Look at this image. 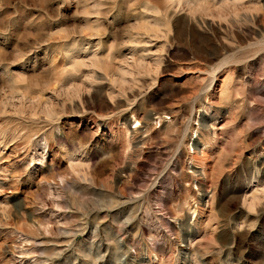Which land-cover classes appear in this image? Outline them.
<instances>
[{
	"label": "rangeland",
	"instance_id": "rangeland-1",
	"mask_svg": "<svg viewBox=\"0 0 264 264\" xmlns=\"http://www.w3.org/2000/svg\"><path fill=\"white\" fill-rule=\"evenodd\" d=\"M0 264H264V0H0Z\"/></svg>",
	"mask_w": 264,
	"mask_h": 264
},
{
	"label": "built area",
	"instance_id": "built-area-1",
	"mask_svg": "<svg viewBox=\"0 0 264 264\" xmlns=\"http://www.w3.org/2000/svg\"><path fill=\"white\" fill-rule=\"evenodd\" d=\"M137 126H138L137 124H133V125H132V127H133L134 129L137 128Z\"/></svg>",
	"mask_w": 264,
	"mask_h": 264
}]
</instances>
